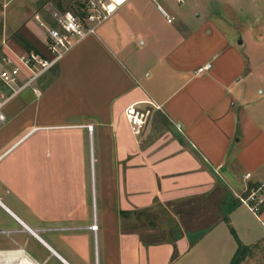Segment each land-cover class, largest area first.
Wrapping results in <instances>:
<instances>
[{
  "label": "crops",
  "instance_id": "crops-1",
  "mask_svg": "<svg viewBox=\"0 0 264 264\" xmlns=\"http://www.w3.org/2000/svg\"><path fill=\"white\" fill-rule=\"evenodd\" d=\"M162 1L173 20L157 0H128L39 96L4 106L0 251L39 264H230L239 241L235 264H264V208L236 197L264 179V43L191 28ZM135 102L150 108L139 134L123 114ZM155 206L172 235L142 236L125 217Z\"/></svg>",
  "mask_w": 264,
  "mask_h": 264
},
{
  "label": "rangeland",
  "instance_id": "rangeland-1",
  "mask_svg": "<svg viewBox=\"0 0 264 264\" xmlns=\"http://www.w3.org/2000/svg\"><path fill=\"white\" fill-rule=\"evenodd\" d=\"M0 0V59L5 56H12L14 54H24L25 52H38L40 55L51 58L55 52L48 49V39L46 38L45 27L51 25V14L55 9H68L76 15L81 16L83 2L81 0ZM163 8L167 11L168 16L172 17V13L162 0H157ZM173 8V12L181 16L185 15L186 22L191 28H196L200 25H208L209 22L232 35L236 34V41L239 36H245L247 39L251 37L259 38L264 43V0H167ZM7 5V6H6ZM5 11L6 17L5 18ZM174 16V14H173ZM17 17V18H16ZM17 20V26L12 27L8 24L10 20ZM7 25L5 26V24ZM10 23V22H9ZM43 23V25L41 24ZM211 26V25H210ZM98 28V27H97ZM40 30L39 39L36 34ZM82 39L80 42L90 36ZM233 37V35L231 36ZM75 44L72 48L78 45ZM32 45L33 47H31ZM72 48L70 50H72ZM258 45H255V49ZM69 50V51H70ZM67 51L64 56L69 52ZM62 58L60 60H62ZM58 65L56 62L49 70L44 72L31 86L23 89L19 94L31 92L32 87L43 89L40 82L47 76L49 71L53 72ZM81 71V68L78 72ZM74 77V76H73ZM6 107V106H5ZM4 107V108H5ZM262 179L261 182H263ZM260 182L255 183L257 186ZM253 184H251L252 186ZM245 193V192H244ZM264 194V191H263ZM264 208V200L260 209ZM259 209V210H260ZM128 222L132 224L140 234L145 237H155L162 233L165 237L170 236L173 225L167 223L169 216L167 215L163 206H155L151 211L139 212L134 211L128 216H125ZM27 250L39 261L46 256V251L29 244ZM45 264H58L55 259L49 258Z\"/></svg>",
  "mask_w": 264,
  "mask_h": 264
},
{
  "label": "built area",
  "instance_id": "built-area-1",
  "mask_svg": "<svg viewBox=\"0 0 264 264\" xmlns=\"http://www.w3.org/2000/svg\"><path fill=\"white\" fill-rule=\"evenodd\" d=\"M81 16L68 9H55L51 14V25L45 27L48 49L55 52L51 58H46L33 50L24 54H14L0 59V122L5 120L4 106L15 95L26 87L31 86L44 72L49 70L63 55L75 44L96 32L97 26L110 17L118 8L128 0H81ZM182 1V0H179ZM168 20L165 10L158 6ZM41 24V23H40ZM43 25V23L41 24ZM210 63L195 68L194 74H202L209 69ZM32 91L39 96L41 90L32 87ZM146 102H135L124 108V118L133 134H139L147 123L150 108L143 106ZM149 104V103H148ZM92 126L88 125L91 131ZM250 173L244 175L245 179ZM246 193H236L238 200L249 207L253 212H258L264 200V181L257 186H249ZM91 228L95 229L96 224ZM0 264H39L27 253L10 250L0 251Z\"/></svg>",
  "mask_w": 264,
  "mask_h": 264
},
{
  "label": "trees",
  "instance_id": "trees-1",
  "mask_svg": "<svg viewBox=\"0 0 264 264\" xmlns=\"http://www.w3.org/2000/svg\"><path fill=\"white\" fill-rule=\"evenodd\" d=\"M81 14H82V12H81ZM230 231H231V232L234 234V236L236 237V234H235V232H234V230H233L232 227L230 228ZM243 248H244V246L238 241V250H237L236 254L234 255V257L232 258L230 264H235L236 261H238V255H239V253L241 252V250H242Z\"/></svg>",
  "mask_w": 264,
  "mask_h": 264
}]
</instances>
